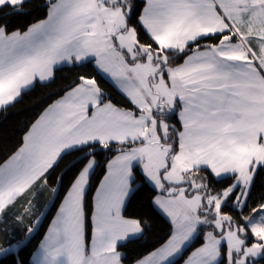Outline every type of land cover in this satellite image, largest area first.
I'll return each mask as SVG.
<instances>
[{
	"label": "snow or ice",
	"instance_id": "1",
	"mask_svg": "<svg viewBox=\"0 0 264 264\" xmlns=\"http://www.w3.org/2000/svg\"><path fill=\"white\" fill-rule=\"evenodd\" d=\"M33 7L0 0V115L65 67L75 75L0 163V264H264V0ZM101 167L89 240L86 197ZM140 193L168 231L129 259L153 226L128 213Z\"/></svg>",
	"mask_w": 264,
	"mask_h": 264
},
{
	"label": "trees",
	"instance_id": "2",
	"mask_svg": "<svg viewBox=\"0 0 264 264\" xmlns=\"http://www.w3.org/2000/svg\"><path fill=\"white\" fill-rule=\"evenodd\" d=\"M44 0H33V16H43V11L40 9ZM33 16L27 18H19L12 25L13 28L20 27L22 28L27 23H30L33 19ZM95 75V73H93ZM75 72L70 68L65 67V70L59 74V79L53 85H50L47 88H36V90L30 92L23 98V101L15 106V108L10 109L4 115H0V163H3L8 159L9 155L16 149L20 144L21 134L27 128L29 122L32 121L33 117L37 112L40 111L38 105L44 103L45 97L54 91L59 90L61 87L66 85L72 80ZM98 83L101 87L109 92L115 100H121L122 98L116 92L115 88L112 86V83L107 80L104 76L98 77ZM70 158H66L64 163L61 164V168L57 171H61L68 163ZM101 164H103V157L99 158ZM103 167L97 169L95 176L93 177L92 185L86 197V238L90 240L92 224H91V215L93 212V196L95 190L98 188L99 183L101 182L104 175ZM55 178V177H54ZM264 185V177H258L256 180V188L259 191L261 186ZM146 193H140L136 200L128 208V213L142 214L145 217L152 216L154 217L153 226L150 232L145 235V238L138 243L129 245L128 254L129 259L137 257L140 255H146L148 252L154 250L155 247H158V241L162 240L168 231V224L165 219L162 217L156 216L153 213L152 209L147 206L146 203ZM44 200H49L50 197L47 193L43 198ZM51 215L54 217L55 213L52 212ZM44 229H41L40 233H37L35 238L32 240L31 245L27 251L24 252V259L27 260L29 252L34 250L35 247L40 243L43 236ZM22 233V226L17 229L16 234L20 235ZM0 243H3V234L0 233ZM199 246V245H197ZM183 261H181L182 263ZM2 264H12L11 258L3 260Z\"/></svg>",
	"mask_w": 264,
	"mask_h": 264
},
{
	"label": "rangeland",
	"instance_id": "3",
	"mask_svg": "<svg viewBox=\"0 0 264 264\" xmlns=\"http://www.w3.org/2000/svg\"><path fill=\"white\" fill-rule=\"evenodd\" d=\"M107 80H109L108 79V77L107 76H104ZM110 81V80H109ZM111 82V81H110ZM103 179V178H102ZM102 181V180H101ZM93 210H94V207H93ZM46 211H47V209H46ZM181 264H183V262L181 263Z\"/></svg>",
	"mask_w": 264,
	"mask_h": 264
}]
</instances>
